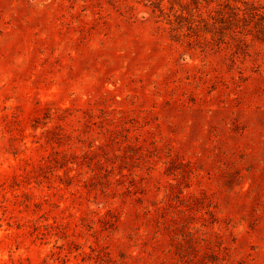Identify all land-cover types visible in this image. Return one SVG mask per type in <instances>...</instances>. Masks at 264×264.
<instances>
[{
    "label": "rangeland",
    "instance_id": "374dc122",
    "mask_svg": "<svg viewBox=\"0 0 264 264\" xmlns=\"http://www.w3.org/2000/svg\"><path fill=\"white\" fill-rule=\"evenodd\" d=\"M0 264H264V0H0Z\"/></svg>",
    "mask_w": 264,
    "mask_h": 264
}]
</instances>
